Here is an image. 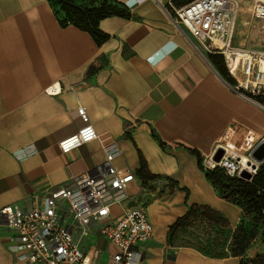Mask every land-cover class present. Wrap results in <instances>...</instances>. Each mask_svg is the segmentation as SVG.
Segmentation results:
<instances>
[{
	"label": "crops",
	"instance_id": "1",
	"mask_svg": "<svg viewBox=\"0 0 264 264\" xmlns=\"http://www.w3.org/2000/svg\"><path fill=\"white\" fill-rule=\"evenodd\" d=\"M114 1L127 15L102 19L109 37L98 44L62 25L49 0H0V264H30L11 250L3 209L35 207L47 193L76 187L111 145L114 166L135 176L114 195L112 214L147 211L154 228L143 245L147 264H241L243 256L204 255L172 227L198 209L235 217L237 207L207 179L206 162L219 148L249 156L264 139V109L177 21L173 8L192 0ZM237 1L233 45L264 50L257 0ZM82 112L98 138L63 153L59 143L84 126ZM82 244L104 260L115 250L95 234Z\"/></svg>",
	"mask_w": 264,
	"mask_h": 264
},
{
	"label": "built area",
	"instance_id": "2",
	"mask_svg": "<svg viewBox=\"0 0 264 264\" xmlns=\"http://www.w3.org/2000/svg\"><path fill=\"white\" fill-rule=\"evenodd\" d=\"M175 17L209 53L221 54L233 87L264 109V50L239 49L233 37L239 12L237 0H193L175 9ZM254 15L264 19V1L257 0ZM51 92H57L53 87ZM84 126L63 139L59 148L68 153L98 138L87 113L82 112ZM225 150L220 162L211 155L208 169L222 167L232 177L240 176V159ZM116 145L107 148L106 160L79 177L76 187L67 186L47 193L41 204L3 209L12 233L11 250L18 260L30 264H147L143 245L154 236V228L144 208L132 207L118 216L112 206L120 200L114 195L124 192L134 174L113 164ZM257 169L250 171L253 175ZM38 198V197H37ZM95 234L112 243L115 250L107 259L94 245L82 243Z\"/></svg>",
	"mask_w": 264,
	"mask_h": 264
},
{
	"label": "trees",
	"instance_id": "3",
	"mask_svg": "<svg viewBox=\"0 0 264 264\" xmlns=\"http://www.w3.org/2000/svg\"><path fill=\"white\" fill-rule=\"evenodd\" d=\"M49 1L53 5L56 15L61 19L62 25L71 23L89 32L98 44L107 40L109 37L100 31L99 22L108 16L127 15L122 7L114 0H103L100 6L80 5L73 0H55L59 9L55 8L53 0ZM60 12L64 13L65 18L60 16ZM210 54L215 55L214 53ZM216 55L221 58L223 63V65H220L221 70L230 76L224 62V57L221 54L216 53ZM199 164L202 167V160L200 158ZM205 172L207 179L215 186L223 199L237 205L244 213L257 214L264 221V162L259 165L251 180H246L240 176L232 177L220 166H216L213 169H205ZM210 211L208 209L195 210L184 219L175 223L172 229L184 227L186 221L191 219L195 214Z\"/></svg>",
	"mask_w": 264,
	"mask_h": 264
},
{
	"label": "rangeland",
	"instance_id": "4",
	"mask_svg": "<svg viewBox=\"0 0 264 264\" xmlns=\"http://www.w3.org/2000/svg\"><path fill=\"white\" fill-rule=\"evenodd\" d=\"M73 1L87 6H100L103 2V0ZM53 2L55 8L59 9L56 1ZM59 14L65 18L64 13ZM232 205L237 207V214L232 220H227L215 211L198 213L188 219L180 231L184 237V244L199 249L207 256L243 255L242 264H264V221L257 214L244 213L240 207ZM104 244L101 243V248H105Z\"/></svg>",
	"mask_w": 264,
	"mask_h": 264
},
{
	"label": "water",
	"instance_id": "5",
	"mask_svg": "<svg viewBox=\"0 0 264 264\" xmlns=\"http://www.w3.org/2000/svg\"><path fill=\"white\" fill-rule=\"evenodd\" d=\"M225 154V150L223 148L217 149V151L213 155V159L216 162H220ZM249 157L253 160V169H258L259 165L264 162V139H262L250 152ZM253 174L250 171L243 169L240 172V177L246 180H251L253 178Z\"/></svg>",
	"mask_w": 264,
	"mask_h": 264
},
{
	"label": "bare ground",
	"instance_id": "6",
	"mask_svg": "<svg viewBox=\"0 0 264 264\" xmlns=\"http://www.w3.org/2000/svg\"><path fill=\"white\" fill-rule=\"evenodd\" d=\"M233 157L237 158L238 156L235 153H232ZM240 159L239 163L243 167V169L247 171H252V165H253V160L249 156H239Z\"/></svg>",
	"mask_w": 264,
	"mask_h": 264
}]
</instances>
